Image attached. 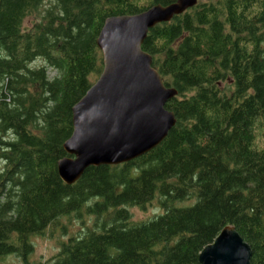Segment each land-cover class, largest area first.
<instances>
[{
  "label": "trees",
  "instance_id": "16d2710c",
  "mask_svg": "<svg viewBox=\"0 0 264 264\" xmlns=\"http://www.w3.org/2000/svg\"><path fill=\"white\" fill-rule=\"evenodd\" d=\"M172 1L0 0V261L198 264L231 226L264 264V0H197L149 29L141 48L177 91L175 125L131 162L58 177L71 107L101 72L104 20ZM154 200L159 213L133 219ZM60 220L81 229L28 262L32 237L66 233Z\"/></svg>",
  "mask_w": 264,
  "mask_h": 264
},
{
  "label": "water",
  "instance_id": "95a60500",
  "mask_svg": "<svg viewBox=\"0 0 264 264\" xmlns=\"http://www.w3.org/2000/svg\"><path fill=\"white\" fill-rule=\"evenodd\" d=\"M196 3L173 0L104 20L95 40L101 72L71 107L72 132L62 144L67 157L56 164L65 185L75 183L89 167L121 165L145 155L175 125L165 104L177 91L165 87L141 45L154 25L169 22ZM250 250L234 227L225 226L199 252L198 264H249Z\"/></svg>",
  "mask_w": 264,
  "mask_h": 264
},
{
  "label": "rangeland",
  "instance_id": "374dc122",
  "mask_svg": "<svg viewBox=\"0 0 264 264\" xmlns=\"http://www.w3.org/2000/svg\"><path fill=\"white\" fill-rule=\"evenodd\" d=\"M33 20L32 17L25 20V25L29 26L30 21ZM36 65H40L39 62H36ZM52 75V74H51ZM192 202H183L178 203L177 206L183 207L190 206ZM130 213L134 220H144L148 219L151 216L159 213V209L157 207L156 201H152V203L146 207L145 210H140L138 208L132 207L130 208ZM61 224H65L67 226L66 233L62 234L59 229L55 228L52 230H48L42 236H34L31 238L32 243V253L28 256L27 261L30 263H44L45 260H49L59 251V242L65 240L67 236L73 234V232L79 231L81 229L80 224L76 221H72L70 223L65 220H60ZM17 256H7L3 260L0 261V264H23Z\"/></svg>",
  "mask_w": 264,
  "mask_h": 264
}]
</instances>
